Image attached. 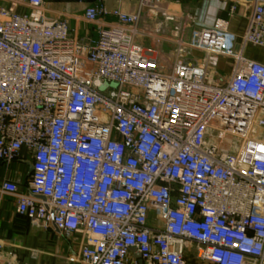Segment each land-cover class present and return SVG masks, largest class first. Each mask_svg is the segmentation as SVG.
I'll return each instance as SVG.
<instances>
[{
	"label": "built area",
	"instance_id": "2783aa9c",
	"mask_svg": "<svg viewBox=\"0 0 264 264\" xmlns=\"http://www.w3.org/2000/svg\"><path fill=\"white\" fill-rule=\"evenodd\" d=\"M11 1L29 7L0 4V160L32 155L28 193L1 186L18 213L78 239L70 264H264V63L227 23L177 41L235 60L217 82L209 56L165 68L136 41L144 9L175 21L162 0L115 8L88 40L44 0ZM246 1L242 40L264 49V0Z\"/></svg>",
	"mask_w": 264,
	"mask_h": 264
},
{
	"label": "crops",
	"instance_id": "0c3cea01",
	"mask_svg": "<svg viewBox=\"0 0 264 264\" xmlns=\"http://www.w3.org/2000/svg\"><path fill=\"white\" fill-rule=\"evenodd\" d=\"M44 1L43 11L47 17L67 18L74 35L85 40L95 38L99 27L117 22L111 14L115 8L128 13L140 10L139 0H104L107 13L89 22L84 18L86 9L101 0ZM0 4L18 13L29 9L27 5L14 4L11 0H0ZM160 9L173 16L175 21H165L162 15H153L144 9V24L139 25L140 34L136 41L153 49V56L161 66L170 68L178 61L202 65L209 56V77L217 82L227 80L233 72V58L208 54L188 45L187 53L182 57L178 53L179 39L188 44L196 30L212 28L219 20L226 22L228 31L236 36L237 50L244 57L264 63V49L242 40L252 14L246 0H162ZM176 26H179V31H176ZM194 53L196 56L193 57ZM31 162L32 155L26 147H22L19 157L11 163L0 160V264H14L16 261L25 264H70L68 257L78 250L72 245L73 240L62 236L54 225H36L27 216L19 214L16 197L1 190L2 182L11 180L17 183L19 192L28 193Z\"/></svg>",
	"mask_w": 264,
	"mask_h": 264
},
{
	"label": "rangeland",
	"instance_id": "374dc122",
	"mask_svg": "<svg viewBox=\"0 0 264 264\" xmlns=\"http://www.w3.org/2000/svg\"><path fill=\"white\" fill-rule=\"evenodd\" d=\"M163 18V17H162ZM164 19V18H163ZM141 21H142V19H141ZM141 23V26H142V24H144V21H142V22H140ZM140 25V24H139ZM193 57L194 56H196V54L194 53L193 55H192ZM218 72L220 71V70H217ZM220 73V72H219ZM214 76H216L215 74H214ZM216 79H218V78H216ZM112 86H114V85H112ZM69 239H71V240H73V242L72 243H74V244H72L73 246H75L76 247V249H78V247H77V242H78V240L75 238V237H70ZM74 247V248H75Z\"/></svg>",
	"mask_w": 264,
	"mask_h": 264
},
{
	"label": "water",
	"instance_id": "95a60500",
	"mask_svg": "<svg viewBox=\"0 0 264 264\" xmlns=\"http://www.w3.org/2000/svg\"><path fill=\"white\" fill-rule=\"evenodd\" d=\"M31 170H32V166H31Z\"/></svg>",
	"mask_w": 264,
	"mask_h": 264
}]
</instances>
